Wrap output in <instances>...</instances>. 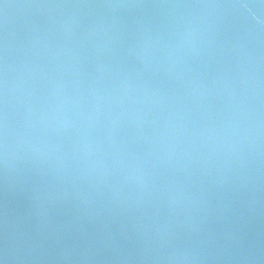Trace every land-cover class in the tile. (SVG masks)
Masks as SVG:
<instances>
[{
    "label": "water",
    "instance_id": "water-1",
    "mask_svg": "<svg viewBox=\"0 0 264 264\" xmlns=\"http://www.w3.org/2000/svg\"><path fill=\"white\" fill-rule=\"evenodd\" d=\"M0 264H264V0H0Z\"/></svg>",
    "mask_w": 264,
    "mask_h": 264
}]
</instances>
